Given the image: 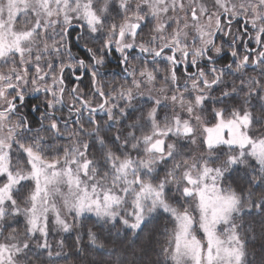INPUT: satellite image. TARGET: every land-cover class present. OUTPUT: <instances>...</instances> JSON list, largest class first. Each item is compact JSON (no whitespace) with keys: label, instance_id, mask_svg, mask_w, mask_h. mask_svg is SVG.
Here are the masks:
<instances>
[{"label":"snow or ice","instance_id":"6c2138e0","mask_svg":"<svg viewBox=\"0 0 264 264\" xmlns=\"http://www.w3.org/2000/svg\"><path fill=\"white\" fill-rule=\"evenodd\" d=\"M0 264H264V0H0Z\"/></svg>","mask_w":264,"mask_h":264}]
</instances>
